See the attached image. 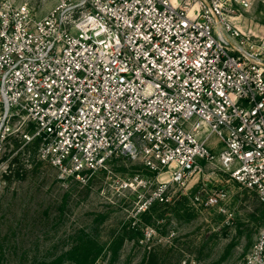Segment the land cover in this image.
<instances>
[{
  "label": "built area",
  "instance_id": "1",
  "mask_svg": "<svg viewBox=\"0 0 264 264\" xmlns=\"http://www.w3.org/2000/svg\"><path fill=\"white\" fill-rule=\"evenodd\" d=\"M259 3L0 0V173L36 143L63 176L140 158L162 198L209 167L264 205V34L244 29ZM227 198L205 204L231 215ZM243 264H264V222Z\"/></svg>",
  "mask_w": 264,
  "mask_h": 264
},
{
  "label": "rangeland",
  "instance_id": "2",
  "mask_svg": "<svg viewBox=\"0 0 264 264\" xmlns=\"http://www.w3.org/2000/svg\"><path fill=\"white\" fill-rule=\"evenodd\" d=\"M14 1L45 12L56 0ZM244 29L264 34L263 4ZM36 145L13 150L0 173V264H243L264 222V205L228 172L207 167L160 198V175L140 158L77 178L39 160ZM217 188L231 215L205 204Z\"/></svg>",
  "mask_w": 264,
  "mask_h": 264
},
{
  "label": "trees",
  "instance_id": "3",
  "mask_svg": "<svg viewBox=\"0 0 264 264\" xmlns=\"http://www.w3.org/2000/svg\"><path fill=\"white\" fill-rule=\"evenodd\" d=\"M84 263H85V259L77 258V264H84ZM53 264H55V263H53Z\"/></svg>",
  "mask_w": 264,
  "mask_h": 264
}]
</instances>
